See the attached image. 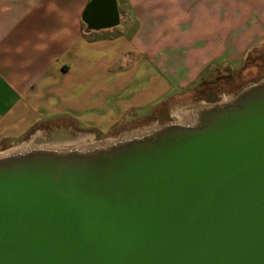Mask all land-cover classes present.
Masks as SVG:
<instances>
[{"label": "water", "instance_id": "95a60500", "mask_svg": "<svg viewBox=\"0 0 264 264\" xmlns=\"http://www.w3.org/2000/svg\"><path fill=\"white\" fill-rule=\"evenodd\" d=\"M133 133L0 155V264H264V80Z\"/></svg>", "mask_w": 264, "mask_h": 264}, {"label": "crops", "instance_id": "0c3cea01", "mask_svg": "<svg viewBox=\"0 0 264 264\" xmlns=\"http://www.w3.org/2000/svg\"><path fill=\"white\" fill-rule=\"evenodd\" d=\"M91 1L0 0V150L107 134L264 46V0Z\"/></svg>", "mask_w": 264, "mask_h": 264}, {"label": "rangeland", "instance_id": "374dc122", "mask_svg": "<svg viewBox=\"0 0 264 264\" xmlns=\"http://www.w3.org/2000/svg\"><path fill=\"white\" fill-rule=\"evenodd\" d=\"M202 85L194 88L188 95H181L177 99L161 105L156 110L148 112L145 116H138L127 123L112 129L107 134L91 133L82 131L81 134L94 135V139L82 140L79 146L88 145L90 142L103 143L113 141L120 136L130 132H142L148 127L160 126L168 123H176L178 119L174 115L176 112L189 110L199 104H213L227 100L234 92L247 84L264 80V46H259L251 50L244 62L236 71H223L212 75ZM53 135L52 127L38 126L31 129L23 138L22 143L7 151L29 147L33 136L41 137L44 140L50 139ZM51 145V144H50ZM48 144V147L50 146ZM77 146H61L62 149H74ZM47 148V146H42ZM0 150V155L7 152ZM2 153V154H1Z\"/></svg>", "mask_w": 264, "mask_h": 264}, {"label": "bare ground", "instance_id": "6f19581e", "mask_svg": "<svg viewBox=\"0 0 264 264\" xmlns=\"http://www.w3.org/2000/svg\"><path fill=\"white\" fill-rule=\"evenodd\" d=\"M203 106H205V104H199L198 106L193 107V108H191L189 110H185V111H182V112H176L174 114L176 116V118L178 119V122H176V124L186 125V124L191 123L192 115L196 112V110H198L199 108H201ZM141 133L142 132H134L133 134L134 135H139ZM52 140H54V141H52ZM108 142H111V141H106L104 143H108ZM79 143H80V140H76V139H73V138H65V137H57L56 138V137H54V138H50L49 140H43L42 138L37 137L35 140H33L31 142L29 147L15 149V150H12V151L19 152V151L24 150L26 148L27 149L28 148H32V147L33 148H42V146H47L46 149H49V150H62L63 151L64 149L59 148V147H61V146L62 147L63 146H77L76 148H86L88 146L99 144V143H95V142H90V144H88V145L79 146ZM48 144L49 145L51 144V145L48 147ZM12 151H7L6 154H8V153L11 154V153H13Z\"/></svg>", "mask_w": 264, "mask_h": 264}, {"label": "trees", "instance_id": "16d2710c", "mask_svg": "<svg viewBox=\"0 0 264 264\" xmlns=\"http://www.w3.org/2000/svg\"><path fill=\"white\" fill-rule=\"evenodd\" d=\"M93 1H94V0H92V1L88 4V6L86 7V9H85V11H84V15L86 14L88 8L90 7V5L92 4ZM205 81H206V80L202 78V80H201L199 86L202 85V83L205 82Z\"/></svg>", "mask_w": 264, "mask_h": 264}, {"label": "flooded vegetation", "instance_id": "af4514ba", "mask_svg": "<svg viewBox=\"0 0 264 264\" xmlns=\"http://www.w3.org/2000/svg\"><path fill=\"white\" fill-rule=\"evenodd\" d=\"M51 137H54V136H51Z\"/></svg>", "mask_w": 264, "mask_h": 264}, {"label": "built area", "instance_id": "2783aa9c", "mask_svg": "<svg viewBox=\"0 0 264 264\" xmlns=\"http://www.w3.org/2000/svg\"><path fill=\"white\" fill-rule=\"evenodd\" d=\"M2 154V153H1Z\"/></svg>", "mask_w": 264, "mask_h": 264}]
</instances>
